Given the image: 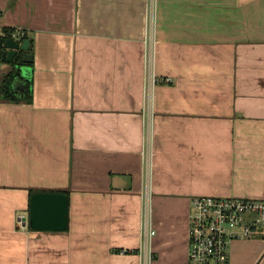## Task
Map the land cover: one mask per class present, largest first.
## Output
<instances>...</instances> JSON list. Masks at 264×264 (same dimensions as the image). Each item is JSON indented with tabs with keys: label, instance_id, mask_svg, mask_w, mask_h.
I'll list each match as a JSON object with an SVG mask.
<instances>
[{
	"label": "crops",
	"instance_id": "crops-1",
	"mask_svg": "<svg viewBox=\"0 0 264 264\" xmlns=\"http://www.w3.org/2000/svg\"><path fill=\"white\" fill-rule=\"evenodd\" d=\"M10 29L32 100L0 97V264H189L194 196L264 199V0H0ZM62 189L65 230L24 225Z\"/></svg>",
	"mask_w": 264,
	"mask_h": 264
},
{
	"label": "built area",
	"instance_id": "built-area-1",
	"mask_svg": "<svg viewBox=\"0 0 264 264\" xmlns=\"http://www.w3.org/2000/svg\"><path fill=\"white\" fill-rule=\"evenodd\" d=\"M23 33L13 32L20 39ZM2 66L0 64V72ZM172 82L171 77L165 78ZM146 219L143 236L155 234ZM264 228V199L219 195L194 196L188 227L189 264H230V248L236 239L253 236ZM147 242V241H146ZM147 245V244H146ZM122 250L121 253H125ZM144 251V263L151 259Z\"/></svg>",
	"mask_w": 264,
	"mask_h": 264
},
{
	"label": "water",
	"instance_id": "water-1",
	"mask_svg": "<svg viewBox=\"0 0 264 264\" xmlns=\"http://www.w3.org/2000/svg\"><path fill=\"white\" fill-rule=\"evenodd\" d=\"M2 47V60L13 64L18 70L19 76L13 82V89L22 91L28 80L32 78L33 54L28 52L30 40L28 38L17 39L14 37L0 38ZM23 62L19 64L18 61ZM69 199L60 192H34L30 199L28 217L23 218L24 225L34 230H65L68 226Z\"/></svg>",
	"mask_w": 264,
	"mask_h": 264
},
{
	"label": "trees",
	"instance_id": "trees-1",
	"mask_svg": "<svg viewBox=\"0 0 264 264\" xmlns=\"http://www.w3.org/2000/svg\"><path fill=\"white\" fill-rule=\"evenodd\" d=\"M13 32H15L14 29L6 30L4 35H0V38L12 37ZM23 38H28L30 40V47H29L28 52L33 54L32 39H30L27 34L22 35L20 39H23ZM1 52H2V47L0 46V63L5 62L2 60ZM18 63L23 64L21 60L18 61ZM32 64L33 62L30 65L32 66ZM10 66L11 68L6 73L1 74L0 76V97L4 101H9V102H20V101L30 102L32 100V78L27 81L22 91L14 90L12 85L16 77L19 76V72L14 67V63L11 64ZM53 192L64 193L68 196V199H70L69 190L62 189V190H57V191L55 190Z\"/></svg>",
	"mask_w": 264,
	"mask_h": 264
},
{
	"label": "rangeland",
	"instance_id": "rangeland-1",
	"mask_svg": "<svg viewBox=\"0 0 264 264\" xmlns=\"http://www.w3.org/2000/svg\"><path fill=\"white\" fill-rule=\"evenodd\" d=\"M0 64H1L4 71H8L11 68L10 64H8V63L1 62Z\"/></svg>",
	"mask_w": 264,
	"mask_h": 264
}]
</instances>
